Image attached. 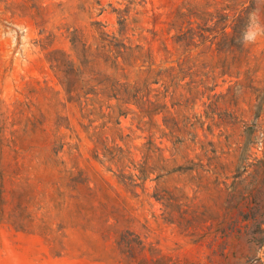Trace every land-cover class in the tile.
<instances>
[{
  "label": "rangeland",
  "instance_id": "1",
  "mask_svg": "<svg viewBox=\"0 0 264 264\" xmlns=\"http://www.w3.org/2000/svg\"><path fill=\"white\" fill-rule=\"evenodd\" d=\"M100 32L144 103L68 101ZM263 152L264 0H0V264H264Z\"/></svg>",
  "mask_w": 264,
  "mask_h": 264
},
{
  "label": "trees",
  "instance_id": "2",
  "mask_svg": "<svg viewBox=\"0 0 264 264\" xmlns=\"http://www.w3.org/2000/svg\"><path fill=\"white\" fill-rule=\"evenodd\" d=\"M100 36L101 44L96 46V51L91 52L89 55L86 54L87 51L85 47H83L84 49L82 50L81 57H78L77 62H74L73 59H69L64 52H62L60 56L55 55L49 59L52 62V69L61 74V79L59 82L67 94L68 101L74 99L79 103L84 102L86 105L89 101H92L93 98L99 97V94H102L108 99H120L122 102H128L130 98H139V102L144 103V97L148 96L151 90L149 84L156 82L155 79L152 81L145 79L142 86H139V88H135L133 91H131V88L128 84L119 83L109 75L99 71V68L97 67V62L99 60H101L103 64H108L115 69H123L124 66L122 65L125 61L124 55L127 49V46L114 36H109L108 34L101 32ZM119 58H122V62L119 60ZM30 124V132L34 134L42 123L41 121L34 120ZM176 141H179V139H176ZM10 142H14V140ZM10 142H7L6 146H9L16 155L18 152L26 148L24 144L20 143H11V145H9ZM60 147H62V144H60ZM210 164L211 163H209L206 170L213 171L214 169L210 168ZM257 164H264V156L262 159L258 160ZM14 166L15 170H19L21 168L17 166V163H14ZM199 166L205 170L202 164H199ZM258 172L259 171H257V173ZM231 193V199L233 200L235 197L234 204L232 205H244L242 204V201L247 197L242 191H238L235 195L233 189ZM1 206L2 205H0V214L3 211ZM18 206L20 209V205H16V207L13 209V214L16 213ZM237 210L238 214L242 216L243 219H248L249 212L244 213L243 209L240 208ZM8 218L12 223L16 224L17 217L15 215L10 214L8 215Z\"/></svg>",
  "mask_w": 264,
  "mask_h": 264
},
{
  "label": "clouds",
  "instance_id": "3",
  "mask_svg": "<svg viewBox=\"0 0 264 264\" xmlns=\"http://www.w3.org/2000/svg\"><path fill=\"white\" fill-rule=\"evenodd\" d=\"M240 41H239V39H237V43H239ZM256 41H254L253 43H255Z\"/></svg>",
  "mask_w": 264,
  "mask_h": 264
}]
</instances>
